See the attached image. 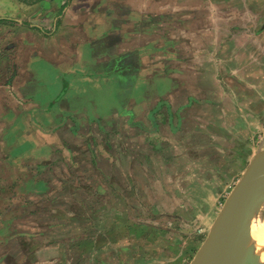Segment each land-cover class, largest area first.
<instances>
[{
	"label": "crops",
	"instance_id": "crops-1",
	"mask_svg": "<svg viewBox=\"0 0 264 264\" xmlns=\"http://www.w3.org/2000/svg\"><path fill=\"white\" fill-rule=\"evenodd\" d=\"M263 80L264 0H0V264L27 236L24 207L37 222L40 198L86 189L70 176L135 143L153 152L191 125L192 148L246 144Z\"/></svg>",
	"mask_w": 264,
	"mask_h": 264
},
{
	"label": "rangeland",
	"instance_id": "rangeland-1",
	"mask_svg": "<svg viewBox=\"0 0 264 264\" xmlns=\"http://www.w3.org/2000/svg\"><path fill=\"white\" fill-rule=\"evenodd\" d=\"M260 81L247 80L248 96L250 83L257 84L256 98L261 96ZM232 110L224 117L218 111L222 126L213 129L216 137L237 127ZM241 114H248L242 127L246 144L232 138L224 151L219 143L208 152L192 148L185 120L189 126L172 144L160 134L164 140L153 152L135 143L129 152L138 156L134 159H105L98 176L71 175L66 186L86 189L40 198L45 203L39 204L37 222L35 208L24 207L17 227L27 236L16 256L9 253L8 264H190L252 156L264 148V112Z\"/></svg>",
	"mask_w": 264,
	"mask_h": 264
},
{
	"label": "water",
	"instance_id": "water-1",
	"mask_svg": "<svg viewBox=\"0 0 264 264\" xmlns=\"http://www.w3.org/2000/svg\"><path fill=\"white\" fill-rule=\"evenodd\" d=\"M254 208H257V214L249 220H242L241 215ZM234 219L239 223L234 222ZM258 219L264 220V148L254 155L229 194L210 228L207 239L190 264H216L217 251L225 228H237L243 232L229 259L230 264H264V248L260 254L250 256L256 243L253 224Z\"/></svg>",
	"mask_w": 264,
	"mask_h": 264
},
{
	"label": "bare ground",
	"instance_id": "bare-ground-1",
	"mask_svg": "<svg viewBox=\"0 0 264 264\" xmlns=\"http://www.w3.org/2000/svg\"><path fill=\"white\" fill-rule=\"evenodd\" d=\"M257 214V208H254L241 215L242 220H249ZM239 223L237 219L233 220ZM254 238L256 243L250 252V256L254 257L261 253L264 248V220L258 219L253 224ZM242 233L237 228H225L217 251L216 264H230L229 259L234 252L237 241L242 237ZM264 258V256H263Z\"/></svg>",
	"mask_w": 264,
	"mask_h": 264
}]
</instances>
